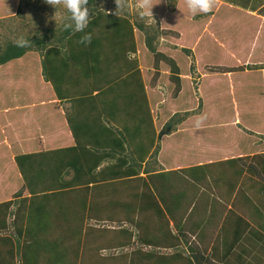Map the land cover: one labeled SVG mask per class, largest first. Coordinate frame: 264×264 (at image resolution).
<instances>
[{"label":"crops","instance_id":"1","mask_svg":"<svg viewBox=\"0 0 264 264\" xmlns=\"http://www.w3.org/2000/svg\"><path fill=\"white\" fill-rule=\"evenodd\" d=\"M181 5L175 7L173 16H180L175 12ZM242 5L244 8H238L247 10L257 22L252 25L254 20L248 16L237 23L236 30L233 22V29L229 24L218 25L220 36L211 31L213 26L201 29L200 24L191 27L195 33L185 36L176 30L178 19L166 17L170 22L164 26L172 35L157 37L163 41L172 38L169 41L176 50H191V58L198 62L195 79L201 100L190 91L192 81L187 92L183 93L186 84L182 83L174 94L170 80L161 81L159 76L152 86L139 74L142 85L131 79V90H140L137 104L141 93L146 96V103L141 104L148 105L152 122L133 114L124 116L123 111L108 116L103 107L113 103L110 94L114 93L109 92L114 90L106 83L95 87L88 77L77 73L72 80L81 83L73 81L71 86L85 91L91 88L92 96L55 98L45 95L44 77L22 75L32 68L11 65L5 69L8 75H0V206H5L0 210V264H32L31 255L39 250L37 232L29 233L26 219L45 211V204L53 206V196L80 192L88 210L93 201H106L102 192L109 185H115L117 197L129 199L119 200L123 202L121 213L117 210L109 217L101 210H90L82 218L91 229L82 242L89 247L87 241L91 240L97 252V259L89 257L86 264H98L101 256L109 258V264H256L264 259V117L260 124L252 125L243 124L248 122L242 117L248 108L256 114L264 110V60L254 49L264 39L255 33L244 41L240 35L253 26L256 31L264 27V3L244 0ZM251 8L262 14L251 13ZM202 56L229 59L234 67L201 64ZM137 59L141 66L140 54ZM222 83L234 93L236 109L227 120L224 107H214L221 131L207 137L204 115L211 89ZM103 92L108 98L96 96ZM176 99H183L187 106L173 107ZM131 105H136L134 98ZM82 106L89 108L79 109ZM173 119L178 122L167 130V122ZM189 150L196 156L190 158ZM124 170L128 177H123ZM75 233V229H66L51 235L74 242L70 236Z\"/></svg>","mask_w":264,"mask_h":264},{"label":"trees","instance_id":"2","mask_svg":"<svg viewBox=\"0 0 264 264\" xmlns=\"http://www.w3.org/2000/svg\"><path fill=\"white\" fill-rule=\"evenodd\" d=\"M233 1H238L240 4H243L244 0ZM181 3V9L177 10L175 14L179 15V12L182 11L186 15L185 18L187 21V28H183L181 25H178L176 26V30L183 31L185 36L187 35V32L188 34L189 32L195 33V30H191V27L198 25L199 21H197V19L206 17V15L218 14L221 17L230 16L229 18L232 19L233 23L236 25L239 21L243 22L245 19H249L248 16L251 20H254L252 25L257 22L255 21V19H257L255 16L248 15L245 11L237 8L235 5L220 3L219 0H212L213 7L209 13H198L195 15L188 8V0H181ZM24 7H28V2L18 6V13H22ZM87 7L89 8L90 16L92 17V22L85 30L86 32H90L92 34V42L90 45L84 46L78 43L83 33L72 34L64 31L63 24L66 20L63 19L62 23H60L56 28L54 27V29L47 30V32H42L41 35L39 33H35L31 37L25 36L24 38H30L32 41L29 47H17L16 41H9L5 43L4 46H0V69L3 68L4 70L6 67L8 68L11 65L32 68V72L22 75L36 76L38 80H41V76L44 77L45 95H52L55 98H67L69 96H92L94 90H91V88L88 91H85L79 87H76V89L72 87L74 85L72 77L77 73L88 77L91 84L95 87L101 85L102 83H108L107 85L114 90H110L109 92L114 93L113 95L110 94L112 96L111 102L113 103H110L107 107H103V111L106 112L108 116L115 117L117 116V112L119 113V111H123L124 116L131 117L133 114L136 115L139 120H143V117H146L150 122H152L148 105L141 104L146 103V96L141 93L139 98L141 103L137 104V93L140 94V90L137 92L135 89L134 93H132L133 90H131V88H133L131 79L138 80L137 77L140 74V71L135 68V70L129 75L128 81L125 80V86H122L120 80H124L125 78L121 79L120 76L112 74L109 70L111 68L120 67L124 72V68H129L128 63H130V56H128L127 59L124 57L137 49L134 47L135 30L145 32V34H147L146 46H144L145 49L141 46V49L139 50V52H141L139 54L141 56L142 65L144 61L145 65L153 66L156 70H160V68H162L165 72L162 71L160 73L161 77L159 79L161 81L166 80L168 82L170 80L172 83L170 85H173V90H175L173 92L174 94L179 92L182 83L186 84L183 92L185 93L187 92L191 82V76L196 68L191 62V50L188 48L170 50L166 47L164 49H157L153 46V38H149V34L147 32L148 30L143 23H137V25L136 23L132 24L128 18L118 13V9V11L109 12L106 9L100 8L96 0H89ZM144 8L147 10L148 14H153L154 8H152V6L150 7L148 2H145ZM245 13L247 15H245ZM166 14L168 17L173 16L171 13ZM238 15L241 17L237 19ZM226 24L228 25L229 22H226ZM218 25L221 24H215L211 27V31L215 30L216 35L220 36L222 28L217 27ZM255 31L256 28L253 26V28H250L249 33L240 35L244 37V41H249L248 37H246L247 35L255 37V33L260 39H264L263 26H261L258 31ZM39 35L40 37H38ZM233 38L235 41H238L237 36ZM260 41L257 42L258 44L255 43L256 48L254 47V49L255 53L257 52L258 55H261L259 56L261 60H264V43ZM146 49L149 51H145ZM136 60L138 62V59ZM121 69H118L117 73L121 71ZM69 72L72 76H69ZM0 75H3L2 70H0ZM116 79L119 81L112 82ZM74 82L76 85L81 83L78 79ZM138 82L142 85V79L138 80ZM115 87L119 90H121L122 87L128 88L127 90L129 91L127 92L124 90L125 94L121 96L119 92L115 93ZM96 96L104 97L107 95L105 93H99ZM184 97L185 94H183L182 98ZM132 98H134V102L136 104L134 105L135 108L131 105ZM178 100L176 99L172 102L173 107L175 105L179 110L181 108L180 106H187L183 99L180 102H178ZM118 101H122V104L119 106L117 105ZM132 108H134V110ZM178 114L179 113H176V115ZM177 122V119L168 121L165 128L169 130ZM119 171L121 170H117V172L121 174ZM122 172H124L123 177H128L129 172L127 170ZM129 207L133 210L134 206L130 204ZM127 218L128 220H131L130 216ZM109 220L112 221L114 219L109 218ZM121 223H123V221Z\"/></svg>","mask_w":264,"mask_h":264},{"label":"rangeland","instance_id":"3","mask_svg":"<svg viewBox=\"0 0 264 264\" xmlns=\"http://www.w3.org/2000/svg\"><path fill=\"white\" fill-rule=\"evenodd\" d=\"M20 1V4H24L25 2H28V7H24L22 10V13H18V3ZM97 4L102 9H106L107 11H118L119 5L117 3V0H96ZM185 1V0H184ZM222 2H227L229 5H235L237 8H244L242 4L238 1L233 0H219ZM145 2H148V5L153 9V14H148L147 10L144 8ZM181 2V0H119L120 3V9L118 11L119 14L123 15L124 17L128 18L130 20V23L134 24L136 23H143L146 29L148 30L149 38H153L152 44L157 49H164L166 46L168 48H173V42L169 41L172 40V38H169L168 41H166V38H163L164 41L157 36L160 34H171V31L168 30L169 28L167 26H164L166 22H170L169 18L166 13H174L175 7ZM16 3V4H15ZM256 3V1H255ZM257 3H264V0H258ZM158 5V6H157ZM165 6V7H164ZM6 7V8H5ZM5 8V9H4ZM247 9V8H246ZM155 10V12H154ZM247 11V10H245ZM262 11V10H261ZM6 13L3 15V13ZM248 12H250L248 10ZM251 13L259 14L262 12H258V10L251 8ZM69 13L67 10L62 6V4L57 5V9L47 3V0H0V46H4L5 43L9 41H17L21 37H31L35 33H39L41 35L42 32H47V30L56 28L60 23H62L63 19H67ZM174 15V14H172ZM180 16H173L178 19L179 24L183 28H187V21H186V15L180 11ZM230 17V16H229ZM229 17H221L218 14H212V15H206V17H202L200 19H197L200 24V28L203 29L206 26H214L215 24L219 23L222 26L226 27V22H229V25H231V22H233L232 19ZM241 17L238 15L237 19ZM194 18V17H193ZM236 20V19H235ZM167 22V24H168ZM190 23V22H188ZM234 24V23H233ZM235 30H236V24H234ZM174 28V27H172ZM171 28V29H172ZM40 35L38 37H40ZM172 35V34H171ZM179 35V34H175ZM155 36V37H153ZM135 38V51L128 54L125 59H127L128 56H130L128 63L129 68H124V72L120 67L111 68L109 71L112 74L120 76V78H125L122 82V86H125V80L128 81L129 75L137 68L140 71V75L142 74L144 81L147 85L155 86V82L158 80V77L160 76V73L162 71L165 72L162 68L160 70H156L153 66H148L141 62H137V57L139 56V50L141 49V46L144 48L146 46V39L147 34L145 32H140L138 30H135L134 34ZM168 43V44H165ZM132 45V44H131ZM174 49V48H173ZM149 51V50H145ZM218 56V55H217ZM217 56H202L201 58V64L202 63H211L214 65H227L234 67L232 64L234 62H230L229 59L219 58ZM121 58V57H120ZM253 60V64L255 65ZM191 62L194 64L196 68H198V62L195 61V58H191ZM257 62V61H256ZM7 68V67H6ZM5 68V69H6ZM214 69L213 67H211ZM5 69L2 70V73L5 75H8ZM121 69L117 73V70ZM144 69V70H143ZM204 70H207L208 67L205 66L203 68ZM126 70V71H125ZM141 76V79H142ZM198 76L197 69L194 70L191 81L193 83V88L190 90L191 92L194 91L195 95L197 96L198 101L201 100L200 92H199V86L198 82L196 81ZM127 78V79H126ZM196 78V79H195ZM128 83V82H127ZM108 84V83H106ZM217 85V84H216ZM228 84H219L211 89L212 98L209 100V104L207 106V112L204 115V122H206V127L203 133L204 135L210 134H218V131H221L220 128L217 127L219 123L215 121V115H214V107L222 108V113H224V117L228 120V118H232L234 116L235 112V104L234 101V93L230 92V89H227ZM116 88V87H115ZM105 89V88H103ZM161 90L163 87L160 88ZM125 88H121V96L125 94ZM167 91V90H166ZM166 91H162V93L167 94ZM106 93V92H103ZM252 93V92H250ZM239 95V92L237 93ZM101 98H108V96H100ZM214 103H217L218 106H215ZM239 106V105H238ZM254 107L260 106L259 104H253ZM264 107V105H261ZM87 106H82L79 109H88ZM203 108V107H202ZM256 109V108H255ZM249 112V114H247ZM264 110L259 111V114L254 113V110L250 111V108H248L247 112H242L243 119L246 117L248 123L243 124H249L252 125L253 123H261V117H264ZM251 113V114H250ZM262 114V115H261ZM3 114H0V117ZM256 115H260L259 119L256 117ZM80 118V117H79ZM82 119V118H81ZM85 120H88L86 117ZM214 120V121H213ZM92 121V120H91ZM221 123H227L228 121H220ZM108 123V122H106ZM110 124V123H108ZM224 130V129H223ZM144 133V132H143ZM202 133V131H201ZM210 133V134H208ZM187 134V133H186ZM188 138V135L185 139H182L181 143L183 144V141L185 142ZM192 139H188L190 141ZM198 142V141H197ZM196 142V143H197ZM190 147V145H189ZM197 148L195 145L193 149ZM188 155L190 158L195 157V153L188 151ZM192 156V157H191ZM107 191L102 192V198H105L106 201L104 203L102 202H92V208H88L87 210V204L83 201L82 195L80 192L77 191H69V192H60L59 194L53 196L55 197L54 202L52 203L53 206H49L48 204H45L46 209L45 211H42L37 217V215L34 216V214L31 216V218L26 219L28 224L27 228L30 233L37 232L36 234V241L37 247L39 250L34 253L33 259H30V262L32 261V264H86L88 262V258H92V260L97 259V252L92 247L93 242L91 240L87 241V244L89 247L84 246L82 239L83 237L89 238L90 236V228H86L85 224L86 221L83 222L82 218L86 217V213L94 210V212H102V214L108 215L111 217L112 215H115L117 210H119V213L122 212V205L123 202H119V200L124 198L117 197L116 195V187L115 185H109ZM128 197L125 202H128ZM131 199L133 200V195L131 196ZM102 205V206H101ZM5 206H0V210L4 208ZM121 210V211H120ZM44 214L42 215V213ZM85 215V216H84ZM104 219V218H103ZM101 219V220H103ZM83 222V223H82ZM38 223V228L36 227V224ZM102 223L100 222L99 225ZM112 223H108V225ZM85 226V227H84ZM85 228L82 230V228ZM69 230V229H75L76 233L70 238H74L75 241L68 242L63 241L60 239L59 235H51L54 234L55 231H63V230ZM38 232H41V236H39ZM105 235L107 236V233L105 232ZM255 236V235H251ZM44 240H39V239ZM248 239L250 240L251 237L248 236ZM246 244V243H244ZM250 250H247V252ZM246 251H242L241 254H244ZM262 252H264V248H262ZM69 253V254H68ZM44 254V256H43ZM49 254V255H48ZM80 254H84L82 257H80ZM51 257V259H48V256ZM47 256V257H46ZM55 256V257H54ZM54 257V258H53ZM167 258V257H166ZM259 258H262V254H259ZM109 258H104V256H101L99 260H97L98 264H109ZM120 261V260H119ZM126 261V260H125ZM165 262L169 260H164ZM121 263V262H120ZM116 264V263H112ZM166 264V263H162ZM250 264V262H249ZM256 264H264V259L262 258L260 261H256Z\"/></svg>","mask_w":264,"mask_h":264},{"label":"clouds","instance_id":"4","mask_svg":"<svg viewBox=\"0 0 264 264\" xmlns=\"http://www.w3.org/2000/svg\"><path fill=\"white\" fill-rule=\"evenodd\" d=\"M47 3L53 5L56 9L58 4H62L69 13V16L63 24V30L72 34L83 33L78 43L84 46L91 44L92 34L85 31L92 22V17L87 7L89 0H47ZM117 3L120 9L119 0H117ZM212 7V0H188V8L194 15L198 13H209ZM31 43L30 38L21 37L16 41V46L26 48Z\"/></svg>","mask_w":264,"mask_h":264}]
</instances>
